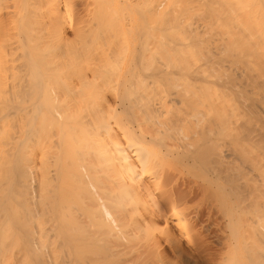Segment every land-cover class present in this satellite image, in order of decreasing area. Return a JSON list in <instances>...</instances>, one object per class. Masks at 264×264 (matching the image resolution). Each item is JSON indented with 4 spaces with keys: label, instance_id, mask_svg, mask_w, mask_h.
<instances>
[{
    "label": "bare ground",
    "instance_id": "bare-ground-1",
    "mask_svg": "<svg viewBox=\"0 0 264 264\" xmlns=\"http://www.w3.org/2000/svg\"><path fill=\"white\" fill-rule=\"evenodd\" d=\"M76 1L0 0V264H264V0Z\"/></svg>",
    "mask_w": 264,
    "mask_h": 264
},
{
    "label": "rangeland",
    "instance_id": "rangeland-1",
    "mask_svg": "<svg viewBox=\"0 0 264 264\" xmlns=\"http://www.w3.org/2000/svg\"><path fill=\"white\" fill-rule=\"evenodd\" d=\"M75 1H76V0H75ZM75 1H72L73 4L77 3V1H76V2H75ZM66 2H67V0H62V3H61V4H62V6H63V11H65L64 13H66V14L68 13V15H71L72 12L75 10L74 7H75L76 5L72 7L73 4H72V2H71V7L74 9V10L72 11V8H71L70 5H69V4H70V3H69L70 1L68 2L69 4L66 3ZM97 4H98V2H97ZM68 5H69V6H68ZM77 6H78V4H77ZM95 7H96V6H95V4H94V9H95ZM69 8L71 9L72 12L69 11V10H70ZM75 8H76V7H75ZM77 9H78V8H76V10H77ZM70 12H71V14H70ZM75 12H76V11H75ZM74 14H75V13H74ZM95 14H96V13H95ZM95 14H94V15H95ZM72 15H73V14H72ZM72 17H73V16H72ZM89 17H91V16H89ZM85 18H88V15H86ZM71 33H72V32H71ZM71 33H70L69 31L66 32V34H68V37H71V35H70ZM69 35H70V36H69ZM72 37H73V35H72ZM71 56H72V54L70 55L69 58L71 59V63L74 64V63H73V62H75V61H73V60H74V59H73L74 57L71 58ZM82 57H83V56H82ZM84 57H85V59H83L84 61H83L82 59H79V62H78V63H80L81 60H82V63H83V62H86V61H85L86 58H89V57H91V56H89V57H88V56H87V57L84 56ZM84 57H83V58H84ZM63 59H65V58H62V60H63ZM90 59H93V58L91 57V58H89V60H90ZM75 60H76V58H75ZM72 61H73V62H72ZM93 61H94V60H93ZM64 62H65V63L68 62L67 64L69 65V61H68V59H66ZM90 62H91V61H90ZM65 63L62 64V65H63L62 67H65V66H66ZM82 63H81V64H82ZM86 63H88V62H86ZM84 64H85V63H84ZM75 65H76V64H75ZM77 65H78V64H77ZM82 65H83V64H82ZM72 66H73V65H71V66H69V67L71 68ZM67 67H68V66H67ZM73 68H74V67H73ZM73 68H71V69H73ZM75 70H76V69H75Z\"/></svg>",
    "mask_w": 264,
    "mask_h": 264
}]
</instances>
